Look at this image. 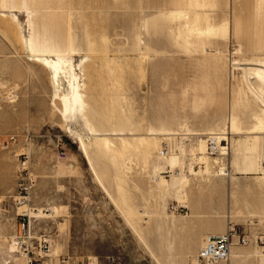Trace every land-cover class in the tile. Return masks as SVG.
Here are the masks:
<instances>
[{"label": "rangeland", "instance_id": "1", "mask_svg": "<svg viewBox=\"0 0 264 264\" xmlns=\"http://www.w3.org/2000/svg\"><path fill=\"white\" fill-rule=\"evenodd\" d=\"M256 4L0 0V138L17 136L13 147L0 148L8 206L1 230L9 237L0 264L29 263L19 246L12 257L7 252L20 214L31 217L36 237L51 236L52 257L39 264H60L59 257L70 264H188L208 236L230 229L247 244L235 240L241 256L220 264H257L264 114L244 107L232 86V64L243 67L252 57L244 53L248 38L259 40L264 14ZM236 15L251 30L241 42ZM46 57L62 62L63 84L83 61L84 104L63 113L64 91ZM234 72L242 80L243 71ZM230 125L239 134L229 154L211 155L206 139ZM166 144L172 154L165 159ZM223 165L227 176L219 174Z\"/></svg>", "mask_w": 264, "mask_h": 264}, {"label": "bare ground", "instance_id": "2", "mask_svg": "<svg viewBox=\"0 0 264 264\" xmlns=\"http://www.w3.org/2000/svg\"><path fill=\"white\" fill-rule=\"evenodd\" d=\"M263 12H264V0H258L257 13L260 15ZM256 31H257L256 32L257 36H259V40L254 41V42H253V40H251V41L247 40L248 43H246L245 47H244V49H246L248 47L251 50V52L253 53V56L249 60H247V63L244 64L243 67H241V68L237 64H232V67H234V71L235 70L243 71L242 80L238 79V77L235 75V72L233 71L234 76H233L232 86H233V93H235L238 97H240L242 99L244 107H246L247 109L248 108L251 109L254 107L255 112L260 110L264 114V109H263L264 108V20L263 19H260L258 21ZM234 32H235V35L237 37V40H239V42H241V39H242L241 34H243V35L249 34L250 29L246 28L244 26L242 18H234ZM43 61L49 65V69H50V72L52 75V81L57 82L58 83V89H61L64 91V95L59 97V100L61 101V103L63 105V113H65V114L68 113L72 109V107H74L78 104H82V103L84 104V97H85L83 94L84 84L81 83V76L77 72V70H79V71L81 70L83 61L80 62V64L74 66L73 75L71 78L72 80L71 81L69 80L70 82L68 81L67 84L59 83V79H61V76L65 74L63 64L60 60H57L54 57H46L43 59ZM70 75H71V73H70ZM263 127L264 126H262V128ZM230 129H231V125L229 126V131H227L226 133L224 132V133L218 134V135H216L214 133L216 136H213V137L211 136L208 139H206L207 145H208V141L211 139L216 141V143L218 144V148H217L216 153L217 154L219 153L220 156L229 154L228 152L230 150L231 136L236 137V135L239 134V132H238L239 130L236 129L237 131L233 132V129H231V131H230ZM78 137H79L78 138L79 139V150L82 153H84V155L86 157H88V161L91 163V160L89 159V156H88L86 143L82 137H80V136H78ZM163 140L167 141V143H169V141L172 140V138H163ZM225 141H227V145H228L227 148L225 147V143H224ZM171 154L172 153H171V149H170V153L168 155H164L165 156L164 158L166 159V158L170 157ZM219 170L218 171H219L220 176H227L226 175L227 167H225V165L221 166V168L219 167ZM194 174L198 175V173H195V172H194ZM263 176H264V171H263ZM124 216L127 219L126 214ZM145 220H147V222H148L149 218H146ZM131 228H132V231L137 235L139 240L144 244L145 248L149 251V253L152 256H154L155 259L158 260L155 253L152 251L150 245H148V243L144 239L143 229H141L140 227H136V225H134V224L132 225ZM226 233H224V234H226ZM208 237H207V239H208ZM8 238L9 237L4 235L3 231L0 229V252H1L2 245H3L2 243L5 244L6 242H4V241L7 240ZM10 239L12 240V244L9 243V244H11V245H9L8 244L9 241L7 242V244L9 245L7 252H8V256L12 257L13 256L12 254L14 252H16V249L18 247H17V242H16L15 238L10 237ZM7 244L4 245L5 248H6V246H8ZM232 247L230 250L229 258H232V259L239 258L241 255H239L235 251V248H232ZM2 251H4V250H2ZM17 252H18V250H17ZM158 263H160L159 260H158Z\"/></svg>", "mask_w": 264, "mask_h": 264}, {"label": "built area", "instance_id": "3", "mask_svg": "<svg viewBox=\"0 0 264 264\" xmlns=\"http://www.w3.org/2000/svg\"><path fill=\"white\" fill-rule=\"evenodd\" d=\"M27 138L31 141L32 136L28 135ZM17 143L16 135H9L6 138H0V148L7 150L13 147ZM227 148V141L224 142ZM224 147V146H223ZM218 144L215 140L208 141V152L211 155L217 154ZM171 147L166 144L162 148L161 155H168ZM20 156L24 157V154ZM225 156V155H222ZM6 196L3 194L0 188V229L3 220L8 213ZM19 223L16 230L15 240L17 246L21 250V255L27 257L28 264L37 263L41 259L52 257V239L48 234H42L38 237L34 233V225L31 217L27 214H20ZM235 240L243 245L247 244L245 238L242 240L240 237L236 238L235 230L230 229L226 234L211 235L205 241L203 247L200 249L195 259L188 264H220L228 260L230 256L231 247L235 244ZM38 257V258H37ZM60 264H70L68 257H59ZM257 264H264V250L261 251L258 257Z\"/></svg>", "mask_w": 264, "mask_h": 264}, {"label": "crops", "instance_id": "4", "mask_svg": "<svg viewBox=\"0 0 264 264\" xmlns=\"http://www.w3.org/2000/svg\"><path fill=\"white\" fill-rule=\"evenodd\" d=\"M257 3H258V0H257ZM256 12H257V4H256ZM257 14H258V13H257ZM263 14H264V12H263L262 14H260V15L258 14V15L261 16V15H263ZM194 18H199V16L196 15ZM235 18H240V16H239V15H236ZM233 24H234V23H233ZM233 30H234V26H233ZM234 35H235V32H234ZM245 35H251V30H250L249 34H244V35L241 34V37L244 38ZM235 36H236V35H235ZM258 37H259V36H258ZM236 38H237V37H236ZM248 40L251 41L252 39L248 38ZM253 42H254V40H253ZM244 53L247 54V56H253V53L251 52V50H250L248 47H247L246 49H244ZM249 54H250V55H249ZM230 131H231V129H230ZM226 132H227V131H226ZM226 132H225V133H226ZM233 246H234V245H233Z\"/></svg>", "mask_w": 264, "mask_h": 264}]
</instances>
